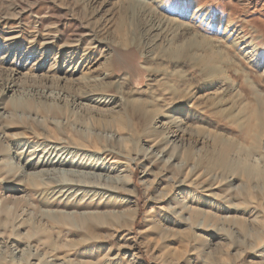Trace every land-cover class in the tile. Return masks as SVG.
Returning <instances> with one entry per match:
<instances>
[{
  "label": "rangeland",
  "instance_id": "rangeland-1",
  "mask_svg": "<svg viewBox=\"0 0 264 264\" xmlns=\"http://www.w3.org/2000/svg\"><path fill=\"white\" fill-rule=\"evenodd\" d=\"M0 116V264H264V0H0ZM59 154L102 162L127 220L46 221Z\"/></svg>",
  "mask_w": 264,
  "mask_h": 264
},
{
  "label": "bare ground",
  "instance_id": "bare-ground-1",
  "mask_svg": "<svg viewBox=\"0 0 264 264\" xmlns=\"http://www.w3.org/2000/svg\"><path fill=\"white\" fill-rule=\"evenodd\" d=\"M11 87L12 86L9 85L5 86L4 90H10ZM125 117L127 118V116ZM2 120L3 117L0 116V123H2ZM124 120L125 119L115 120V126L117 125V127L119 128H124L126 126V122ZM1 126L3 128H8V125L5 124H2ZM67 137L68 139L71 140L72 143L74 142L76 148L81 147L83 145L95 146L101 142L100 137L96 134L88 135V134L76 133V134H70ZM171 137H173V135H171ZM103 149L105 151L107 150V147H103ZM222 154H224V152H222ZM63 158L64 156L59 154L56 157L50 159L48 162L51 165H54V167L56 165H59L60 167L61 165L64 164L67 165L69 169H64V167L62 166L63 169L62 168L55 169L52 167V169L50 170L48 167L49 170H42V171L40 170L39 171L40 173L38 172L39 174L38 173L37 175L33 174L36 177L39 176L40 184L46 186V188L49 190L48 191L49 196L47 198L40 197L38 198V200L33 199L32 204L36 207L50 205L55 208V209L51 208L50 210H43V214L46 218V221L51 220L55 224L63 225L66 229V232L68 233L70 231H73V228H77V227H85L87 230H91L105 222L122 223L123 221L127 220L122 218L121 213L120 215H117L116 213L118 212H114L112 213V215L111 214L109 215V212L98 210L100 209L99 206L101 205L103 195L105 193L114 191V187L108 184L107 182H103L99 180L100 174H98V172L96 173L97 170H102L101 169V167H103L102 162L97 161V159L94 158L90 159L89 162L86 161L88 163L76 162L74 161L75 160L74 158L73 159L70 158V160L68 158L67 159L68 161L65 162L66 158H64L65 160ZM219 163L225 166L228 164L223 160H219ZM11 172H13V170ZM11 172H8V174L12 175L11 176L12 180L15 182V178L17 176L19 177L23 175L22 174L23 167L20 170L16 171L14 174H11ZM17 180L20 181V179ZM201 186L204 191L211 192L210 190V186H212L211 184H205L204 187L203 185ZM88 209H93V211H87ZM48 212L50 213L47 214ZM194 217L196 218V216ZM179 221L183 222V220L181 219ZM202 223L204 224V222ZM34 225L30 226L31 231L29 232V235H27L29 239L34 235V233L42 234L46 232L45 231L46 229L43 225H39V224H36V226ZM195 228H198V225H196ZM53 229L54 228L49 229L48 233L46 234V238H44L43 240V243L50 247L49 251L47 252L48 255L50 257L58 258L59 255L61 254L69 255L72 251H75L74 246L64 245L63 241L59 239V236H61L63 229L60 227H57L56 230ZM54 231L58 232V235L56 237L55 236L52 237V235H54ZM109 238L107 239V242L110 241ZM93 246H95V244ZM64 248H67L68 251H65ZM93 251H89V252H93ZM94 252H95L94 253L95 258L93 259L95 262L98 261V257L101 255V252L100 251H94ZM242 255L243 253L236 257H233L232 260L230 261V264H236L238 258L241 257ZM86 259L87 258L80 257L79 264H88L89 262H91V260L87 259L88 260L87 261ZM69 264H74V263L70 262Z\"/></svg>",
  "mask_w": 264,
  "mask_h": 264
}]
</instances>
